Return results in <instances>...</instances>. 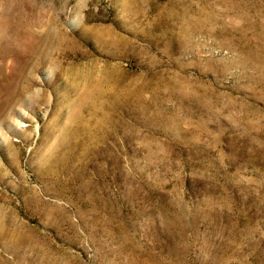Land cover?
I'll list each match as a JSON object with an SVG mask.
<instances>
[{
    "label": "rangeland",
    "instance_id": "obj_1",
    "mask_svg": "<svg viewBox=\"0 0 264 264\" xmlns=\"http://www.w3.org/2000/svg\"><path fill=\"white\" fill-rule=\"evenodd\" d=\"M0 264H264V0H0Z\"/></svg>",
    "mask_w": 264,
    "mask_h": 264
},
{
    "label": "bare ground",
    "instance_id": "obj_2",
    "mask_svg": "<svg viewBox=\"0 0 264 264\" xmlns=\"http://www.w3.org/2000/svg\"><path fill=\"white\" fill-rule=\"evenodd\" d=\"M1 69H3V68H1ZM2 71H3V70H2ZM2 71H1V72H2ZM3 72H4V71H3ZM18 80H19V79H18ZM19 81H21V80H19ZM13 82H14V81H13ZM21 82H22V81H21ZM17 83H18V82H17ZM17 83H16V85H17ZM18 84H19V83H18ZM11 85H12V84H11ZM20 85H21V84H19V87H20ZM22 85H23V83H22ZM14 86H15V85H14ZM99 86H100V83H99V84H96V85H95V88H96V89H99ZM15 87H17V86H15ZM10 89H11V88H10ZM11 90H13V89H11ZM14 90L17 91V89H14ZM20 90H22V89H20ZM20 90H19V91H20ZM26 90H27V89H26ZM6 91H8V90H6ZM16 91H15L14 94H16ZM11 92H12V91H11ZM20 92H21V91H20ZM5 93H6V92H5ZM5 93H4V95H5ZM17 94H18V91H17ZM19 96H20V95H18V97H19ZM14 97H15V95H11V97H10V98H13V99H12L13 102H14ZM15 98H17V96H16ZM2 99H3V98H2ZM2 99H1V100H2ZM7 100H8V98L6 99V101H7ZM9 100H10V99H9ZM16 100H17V99H16ZM16 100H15V101H16ZM11 102H12V101H11ZM18 102H19V101H18ZM21 102H22V100H21ZM1 103H2V102H1ZM9 103H10V102H9ZM9 103H8V104H9ZM2 104H3V103H2ZM8 104H7V105H8ZM10 104H11V103H10ZM10 104H9V105H10ZM16 104H18V103L16 102ZM16 104H15V106H16ZM9 105H8V106H9ZM13 106H14V105H13ZM5 107H6V106H5ZM10 107H11V106H10Z\"/></svg>",
    "mask_w": 264,
    "mask_h": 264
}]
</instances>
